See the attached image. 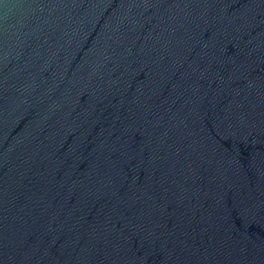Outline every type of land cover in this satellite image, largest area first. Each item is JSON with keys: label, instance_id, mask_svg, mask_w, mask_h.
Returning a JSON list of instances; mask_svg holds the SVG:
<instances>
[{"label": "water", "instance_id": "water-1", "mask_svg": "<svg viewBox=\"0 0 264 264\" xmlns=\"http://www.w3.org/2000/svg\"><path fill=\"white\" fill-rule=\"evenodd\" d=\"M0 264H264V0H0Z\"/></svg>", "mask_w": 264, "mask_h": 264}]
</instances>
